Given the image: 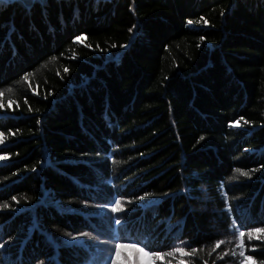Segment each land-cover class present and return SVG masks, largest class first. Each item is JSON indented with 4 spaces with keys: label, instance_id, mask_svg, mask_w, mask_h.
I'll return each instance as SVG.
<instances>
[{
    "label": "trees",
    "instance_id": "trees-1",
    "mask_svg": "<svg viewBox=\"0 0 264 264\" xmlns=\"http://www.w3.org/2000/svg\"><path fill=\"white\" fill-rule=\"evenodd\" d=\"M0 93V264H264V0H0Z\"/></svg>",
    "mask_w": 264,
    "mask_h": 264
},
{
    "label": "snow or ice",
    "instance_id": "snow-or-ice-1",
    "mask_svg": "<svg viewBox=\"0 0 264 264\" xmlns=\"http://www.w3.org/2000/svg\"><path fill=\"white\" fill-rule=\"evenodd\" d=\"M77 39H79V38H77ZM67 71H68V69L65 68V72H67ZM24 79L27 80V76H25ZM8 91L11 92V89H9ZM0 95H3V93H0ZM25 103H27V101H25ZM0 107H3V105L0 104ZM247 123L248 122L245 121V124H247ZM235 126L239 127L240 126V121H236L235 122ZM201 139H204V138L201 137ZM2 143H3V134H0V144H2ZM4 159H6L5 156H0V160H4ZM234 171H235V173H238L240 176H248L249 175L248 172L243 171L241 169H235ZM235 178L236 177L234 176L233 179H235ZM12 199L15 200L16 198L13 197ZM3 207H7V204L3 205ZM124 211H125V209H124V205L122 204L121 199L120 198H116L113 201L112 205L110 206V212L111 213H121V212H124ZM114 223L116 225H120L122 223V220L119 217H116L114 219ZM256 231H260V230L257 229ZM69 235H71V234H69ZM80 235L87 237L90 234L89 233H82ZM238 235L240 237V243H239L238 247H240L242 249L243 248L244 232L240 231L238 233ZM248 238H249V240L254 238L252 233H249ZM255 238L256 239H260V237H255ZM72 239H75V237H72ZM139 243H143V242L141 241ZM222 243H226V242L225 241H220V242L217 243L216 247H219V245L222 244ZM124 249H131V250L134 251V253L139 254V256L137 257V260L135 262H133V264H143L144 258H147V260L149 261V264H155V260L156 259L163 260V256L162 255H160V254H152V253L146 251L144 247H138L137 244H135V243H133V244L117 243V244L114 245V250H115V256L114 257L112 255L113 249L112 248L108 249V253H109L108 264H119V258L121 257L122 250H124ZM195 251L196 250H193V252H195ZM175 252L180 253L181 256L190 255L189 253L185 252L183 250V248H181V247H177L175 249ZM233 254L235 255V252H233ZM167 255L174 256L175 253H168ZM239 255L241 257H244V251L241 250L239 252ZM245 258H248V257H245ZM177 264H185V261H183L182 259L178 260Z\"/></svg>",
    "mask_w": 264,
    "mask_h": 264
},
{
    "label": "bare ground",
    "instance_id": "bare-ground-1",
    "mask_svg": "<svg viewBox=\"0 0 264 264\" xmlns=\"http://www.w3.org/2000/svg\"><path fill=\"white\" fill-rule=\"evenodd\" d=\"M145 181V180H144ZM179 187V186H178Z\"/></svg>",
    "mask_w": 264,
    "mask_h": 264
}]
</instances>
